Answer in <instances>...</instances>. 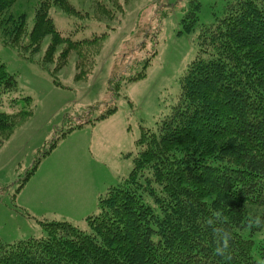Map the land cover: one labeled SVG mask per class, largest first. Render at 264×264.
Here are the masks:
<instances>
[{
	"label": "trees",
	"instance_id": "1",
	"mask_svg": "<svg viewBox=\"0 0 264 264\" xmlns=\"http://www.w3.org/2000/svg\"><path fill=\"white\" fill-rule=\"evenodd\" d=\"M17 1L0 0V14ZM53 4L82 16L68 0ZM48 6L37 10L26 49L49 35L51 46L79 53L107 36H64ZM198 16L195 2L182 20L185 33L195 31ZM20 30L5 45L20 49L26 35ZM197 41L177 102L157 131L142 130L130 175L100 197L99 213L85 219L88 231L42 221L43 237L0 238V264H264V0H231L222 17L200 27ZM149 64L132 81L145 78ZM117 88L112 92L119 95ZM17 91L16 78L0 63V96ZM116 112L112 107L92 123ZM30 115V104L0 113V149L16 119Z\"/></svg>",
	"mask_w": 264,
	"mask_h": 264
},
{
	"label": "rangeland",
	"instance_id": "2",
	"mask_svg": "<svg viewBox=\"0 0 264 264\" xmlns=\"http://www.w3.org/2000/svg\"><path fill=\"white\" fill-rule=\"evenodd\" d=\"M68 1L81 17L65 15L53 0H19L0 14V63L18 84L16 93L0 96V113L31 108L30 117L14 120L15 133L0 149V238L7 243L43 237L45 220L88 231L85 219L99 213L100 197L130 175L142 130L157 131L177 102L181 78L198 53L200 27L222 17L231 2ZM45 2L64 36H107L79 53L65 52V44L51 46L49 35L26 49ZM195 2L199 21L188 34L182 20ZM21 27L26 35L20 49L5 45L23 34ZM148 62L146 77L132 81ZM112 107L115 114L92 123Z\"/></svg>",
	"mask_w": 264,
	"mask_h": 264
}]
</instances>
